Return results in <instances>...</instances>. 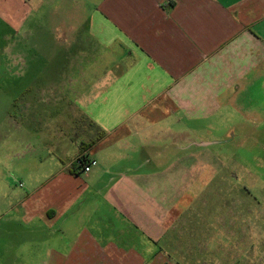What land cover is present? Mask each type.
I'll use <instances>...</instances> for the list:
<instances>
[{
	"label": "crops",
	"instance_id": "0c3cea01",
	"mask_svg": "<svg viewBox=\"0 0 264 264\" xmlns=\"http://www.w3.org/2000/svg\"><path fill=\"white\" fill-rule=\"evenodd\" d=\"M1 18L31 36L42 21L85 26L53 38L81 41L86 67L22 85L69 118L54 168L7 213L3 264H264L238 227L190 215L219 183L210 148L221 142L187 149L200 122L264 123V0H0ZM181 144L190 153L171 161ZM81 155L93 165L76 175Z\"/></svg>",
	"mask_w": 264,
	"mask_h": 264
},
{
	"label": "rangeland",
	"instance_id": "374dc122",
	"mask_svg": "<svg viewBox=\"0 0 264 264\" xmlns=\"http://www.w3.org/2000/svg\"><path fill=\"white\" fill-rule=\"evenodd\" d=\"M90 9L92 13L93 9ZM74 25L75 29L77 24ZM70 27L68 24L42 21L37 28L39 32L31 36L20 31L18 26L4 24L0 19V252L6 227L9 226L8 211L16 207L18 196L34 191L36 185L54 168V157L60 151V138L56 132L66 129L67 123L63 118L66 121L69 118L61 105L53 106L48 102L36 104L33 95H28L34 91L23 92L22 85L25 81L37 84L64 80L70 63L86 68L81 57L74 54L81 41L74 42V46L70 47L73 42L69 41L67 46L61 34L59 40L53 38L60 31L67 35L85 32L83 25L78 26L82 30L77 32L72 31V27L69 30ZM45 31L47 34L51 32L52 39L46 40L41 36ZM58 68L65 70L58 73ZM58 112L60 121L56 119ZM233 121L228 124L215 119L198 122L197 127L201 128L202 135L199 138L188 137L187 149L196 139L221 142L210 148L217 163L219 183L209 186L216 189L204 194L201 206H194L190 215H196V211L206 213L204 218L200 216L197 219L203 220V223L204 220L215 219L222 226L238 227L241 230L239 235L246 236L245 239L261 249L264 248V123H247L240 119ZM183 124L181 122V126ZM192 124L187 122L188 127ZM178 128L179 124L173 125V129ZM156 140H160L156 141L157 145L170 138L157 137ZM73 146L76 145L73 143L70 147ZM182 146L181 150L179 146L177 149L172 146L171 161L190 153L189 150L184 152ZM75 154L74 150L69 149L65 153V163H69ZM212 172L209 169L206 175ZM226 176H229V185ZM74 185L70 183L69 187L73 188ZM190 221L184 219L182 226L192 225ZM0 264H3L1 259Z\"/></svg>",
	"mask_w": 264,
	"mask_h": 264
},
{
	"label": "built area",
	"instance_id": "2783aa9c",
	"mask_svg": "<svg viewBox=\"0 0 264 264\" xmlns=\"http://www.w3.org/2000/svg\"><path fill=\"white\" fill-rule=\"evenodd\" d=\"M76 167H78L81 172L83 173H88L91 170V167L93 165V161L90 160L86 155H81L78 157L74 163ZM22 186V184H21Z\"/></svg>",
	"mask_w": 264,
	"mask_h": 264
},
{
	"label": "trees",
	"instance_id": "16d2710c",
	"mask_svg": "<svg viewBox=\"0 0 264 264\" xmlns=\"http://www.w3.org/2000/svg\"><path fill=\"white\" fill-rule=\"evenodd\" d=\"M70 171L71 173L76 174V175L80 174L81 172V170L78 167H76L74 164L71 166Z\"/></svg>",
	"mask_w": 264,
	"mask_h": 264
}]
</instances>
